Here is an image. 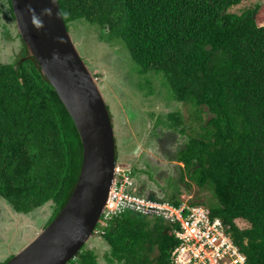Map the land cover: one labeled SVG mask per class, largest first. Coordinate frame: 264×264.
Instances as JSON below:
<instances>
[{
	"label": "trees",
	"instance_id": "obj_1",
	"mask_svg": "<svg viewBox=\"0 0 264 264\" xmlns=\"http://www.w3.org/2000/svg\"><path fill=\"white\" fill-rule=\"evenodd\" d=\"M242 1L59 3L68 27L75 21L98 26L103 41L130 51L140 73L162 76L178 101L200 111L201 131L176 158L184 165L181 180L188 175L213 189L218 203L207 206L212 215L222 219L249 264H264V25L256 21L259 5L230 11ZM82 161L74 120L22 41L20 55L0 63V198L19 214L49 206L47 226L68 201ZM132 190L175 205L183 201L180 190L163 197ZM153 217L131 211L115 216L103 228L109 245L104 264H172L178 244L173 228ZM238 219L249 226L242 228ZM68 264L102 263L86 247Z\"/></svg>",
	"mask_w": 264,
	"mask_h": 264
},
{
	"label": "rangeland",
	"instance_id": "obj_2",
	"mask_svg": "<svg viewBox=\"0 0 264 264\" xmlns=\"http://www.w3.org/2000/svg\"><path fill=\"white\" fill-rule=\"evenodd\" d=\"M256 5L260 6L256 21L264 25V0H243L230 11L241 14ZM69 28L83 57L99 77L117 133V162L132 167L136 189L161 197L180 190L183 201H201L208 207L218 203L210 186L199 187L185 173V180H181L184 165L176 159L189 136L201 131L200 111L192 104L178 101L162 76L140 73L130 51L120 43L103 41L98 26L75 21ZM21 49L9 2L0 0V63L13 62ZM171 112L174 115L168 114ZM206 118L204 114L202 119ZM51 215L49 206L29 214L15 213L0 198V263L40 232ZM237 223L242 228L249 226L244 219H238ZM86 247L93 249L99 261L105 263L109 246L104 238H91L83 248Z\"/></svg>",
	"mask_w": 264,
	"mask_h": 264
},
{
	"label": "water",
	"instance_id": "obj_3",
	"mask_svg": "<svg viewBox=\"0 0 264 264\" xmlns=\"http://www.w3.org/2000/svg\"><path fill=\"white\" fill-rule=\"evenodd\" d=\"M28 57H35L68 108L83 144L78 181L57 216L3 264H67L94 237L117 166L106 95L62 15L59 0H11Z\"/></svg>",
	"mask_w": 264,
	"mask_h": 264
},
{
	"label": "built area",
	"instance_id": "obj_4",
	"mask_svg": "<svg viewBox=\"0 0 264 264\" xmlns=\"http://www.w3.org/2000/svg\"><path fill=\"white\" fill-rule=\"evenodd\" d=\"M133 188H137V181L131 167L117 163L110 198L100 219L102 227L128 211L160 217L171 225L178 241L172 251V264H249L222 219L213 216L207 206L188 201L175 205L138 195Z\"/></svg>",
	"mask_w": 264,
	"mask_h": 264
},
{
	"label": "flooded vegetation",
	"instance_id": "obj_5",
	"mask_svg": "<svg viewBox=\"0 0 264 264\" xmlns=\"http://www.w3.org/2000/svg\"><path fill=\"white\" fill-rule=\"evenodd\" d=\"M14 20H15V19H14ZM18 36H19V32H18ZM19 37H20V36H19ZM20 39H21V37H20ZM21 42H22V40H21ZM98 78H99V77H98ZM160 143H161V141H159V142L157 141V144H160ZM166 143H168V145L170 144V143H169V139L166 140ZM180 149H181V148L179 147V148H178V151H179ZM117 155H118V151H117ZM177 156H178V155H176V158H177ZM117 157H118V156H117ZM150 193H151V192H150ZM150 193H149V194H150ZM44 227H45V226H44ZM103 235H104V230H103V229H99V231L95 233L94 238H103ZM108 246H109V245H108ZM106 253H107V252H106ZM106 253H105V254H106ZM156 254H157V249L154 250V252L152 253V256L154 257V256H156ZM11 256H12V255H11ZM8 258H9V257H8ZM8 258H6V259H8ZM6 259H5V260H6ZM75 259H76V258H75ZM72 260H73V259H72ZM4 262H5V261H4ZM69 263H70V262H69ZM105 263H106V259H105ZM67 264H68V263H67Z\"/></svg>",
	"mask_w": 264,
	"mask_h": 264
},
{
	"label": "clouds",
	"instance_id": "obj_6",
	"mask_svg": "<svg viewBox=\"0 0 264 264\" xmlns=\"http://www.w3.org/2000/svg\"><path fill=\"white\" fill-rule=\"evenodd\" d=\"M117 163H118V162H117ZM134 177H135V176H134ZM135 179H136V177H135ZM136 181H137V179H136ZM99 223H100V222H99ZM97 226H98V225H97ZM103 228H104V227H102V229H103ZM99 229H100V228L97 229V227H96V229L94 230V233L98 232ZM93 238H94V237H93Z\"/></svg>",
	"mask_w": 264,
	"mask_h": 264
},
{
	"label": "bare ground",
	"instance_id": "obj_7",
	"mask_svg": "<svg viewBox=\"0 0 264 264\" xmlns=\"http://www.w3.org/2000/svg\"><path fill=\"white\" fill-rule=\"evenodd\" d=\"M95 74V73H94ZM96 75V74H95ZM97 76V75H96ZM97 79H98V77H97ZM98 81V80H97ZM99 82V81H98ZM116 130V129H115ZM116 140H117V136H116ZM118 146V145H117ZM116 146V147H117ZM131 167V166H130ZM131 169H132V167H131ZM132 172H133V169H132ZM172 260V259H171Z\"/></svg>",
	"mask_w": 264,
	"mask_h": 264
}]
</instances>
